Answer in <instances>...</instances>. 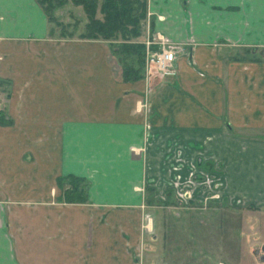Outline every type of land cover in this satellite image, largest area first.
<instances>
[{
    "label": "crops",
    "instance_id": "crops-1",
    "mask_svg": "<svg viewBox=\"0 0 264 264\" xmlns=\"http://www.w3.org/2000/svg\"><path fill=\"white\" fill-rule=\"evenodd\" d=\"M254 2L250 13L241 0H208L202 17L199 0H149L155 29L182 48L177 75L125 82L106 41L51 34L36 0H0V264H156V225L137 190L151 161L131 148L162 151L170 137L198 136L188 149L219 154L231 178L223 204L256 208L262 229L264 13ZM70 175L89 181L86 203L62 200L58 178Z\"/></svg>",
    "mask_w": 264,
    "mask_h": 264
},
{
    "label": "rangeland",
    "instance_id": "rangeland-1",
    "mask_svg": "<svg viewBox=\"0 0 264 264\" xmlns=\"http://www.w3.org/2000/svg\"><path fill=\"white\" fill-rule=\"evenodd\" d=\"M199 1L205 3V6L202 4L200 6L202 12L200 15L207 16L208 0ZM225 1H232L233 4L239 2V0ZM241 3L244 8L248 7L249 12L255 9L254 0H241ZM75 6L68 3L56 11V18L64 25L62 27L55 22L51 23L56 31L60 33L64 31L73 35L72 37H79L84 31L87 16L83 8L76 9L78 6ZM196 12L191 10L193 15L188 13L190 24L191 19L197 18ZM248 18L251 20L250 17ZM154 22L155 17L148 13L142 36L133 40L145 44L147 57L149 52L157 50L164 42L174 43L163 32L155 29ZM104 41L108 43L124 80L122 61L124 55L119 53L121 41ZM195 41L201 40L193 37L185 39L187 43ZM232 41L238 43V40ZM261 48L264 49V46ZM147 57L143 67V78L147 81L155 78L157 82L158 79L163 78V75L149 73ZM255 57L264 58V51L257 53ZM2 106L3 103L0 102L1 109ZM2 118L1 116L0 125L9 123ZM169 140L173 141H162V151L155 150L154 144L151 145L150 142L145 150L131 148L138 155L145 154L148 161H151L145 162L149 182L144 181L137 190L145 195L146 201L151 206L152 213L147 215V219L156 225L152 233L153 240L154 236L157 240L151 250L153 263L263 264L260 260L262 252L256 254V250H262L264 245V224L260 229V213L256 212L258 211L256 208L228 207L222 202L226 197L225 193L231 190V178L227 168L223 166L225 160L214 151L188 149V143L192 140L199 142L198 136L185 135L184 141L178 138L177 142L174 137H170ZM2 149L4 148L0 147L1 153L5 154ZM198 156L209 162H200V165H197ZM86 181L87 185L83 189L88 195L89 181L87 179ZM82 186L81 184L80 187Z\"/></svg>",
    "mask_w": 264,
    "mask_h": 264
},
{
    "label": "trees",
    "instance_id": "trees-1",
    "mask_svg": "<svg viewBox=\"0 0 264 264\" xmlns=\"http://www.w3.org/2000/svg\"><path fill=\"white\" fill-rule=\"evenodd\" d=\"M36 1L47 15L49 22H55L62 27L64 25L56 18V11L68 3L81 6L87 16V22L79 37L109 41L120 40L119 53L124 55L122 59L124 81H137L143 78V67L147 57L146 46L133 40L143 34L145 21L148 18L149 0ZM54 30V28L51 29V34ZM60 34L63 37L73 36L64 31ZM58 184L64 191L62 200L68 203H86L88 201V195L83 189L87 185L85 178L75 175L59 177ZM81 184L82 187H80Z\"/></svg>",
    "mask_w": 264,
    "mask_h": 264
},
{
    "label": "built area",
    "instance_id": "built-area-1",
    "mask_svg": "<svg viewBox=\"0 0 264 264\" xmlns=\"http://www.w3.org/2000/svg\"><path fill=\"white\" fill-rule=\"evenodd\" d=\"M182 50L180 44L164 42L160 48L148 53L147 67L151 75L153 73L163 76L177 75L176 60ZM2 109L0 108V117Z\"/></svg>",
    "mask_w": 264,
    "mask_h": 264
}]
</instances>
